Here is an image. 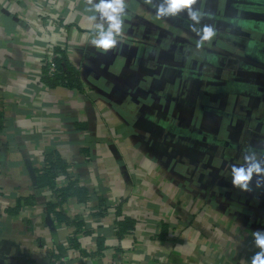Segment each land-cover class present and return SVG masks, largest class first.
Returning <instances> with one entry per match:
<instances>
[{"label": "crops", "instance_id": "crops-1", "mask_svg": "<svg viewBox=\"0 0 264 264\" xmlns=\"http://www.w3.org/2000/svg\"><path fill=\"white\" fill-rule=\"evenodd\" d=\"M197 7L218 33L202 49L184 13L157 19L127 0L128 27L101 54L88 0H0V264H52L72 231L86 255L76 264H104L92 255L101 243L114 255L118 240L130 264H250L264 187H233L230 168L264 152V0ZM47 37L81 89L39 85ZM41 156L64 171L55 189L97 198L61 200Z\"/></svg>", "mask_w": 264, "mask_h": 264}, {"label": "clouds", "instance_id": "clouds-1", "mask_svg": "<svg viewBox=\"0 0 264 264\" xmlns=\"http://www.w3.org/2000/svg\"><path fill=\"white\" fill-rule=\"evenodd\" d=\"M201 0H144V3L154 8V15L157 19L176 17L184 13L190 22L189 30L195 34L196 49H202L210 43L217 35V29L212 24H203L207 17L197 5ZM88 17L93 26L94 36L91 45L100 51L101 54L114 49L120 43L128 24L126 17L127 0H88ZM231 183L233 187L241 191H250V183L256 178V187H264V152H257L248 149L242 156V163H234L230 168ZM253 243L259 250L256 251L250 264H264V230L252 232Z\"/></svg>", "mask_w": 264, "mask_h": 264}, {"label": "trees", "instance_id": "trees-1", "mask_svg": "<svg viewBox=\"0 0 264 264\" xmlns=\"http://www.w3.org/2000/svg\"><path fill=\"white\" fill-rule=\"evenodd\" d=\"M57 65H58V71L54 75V77H48V76L43 77V83L50 87L65 85L72 89H81L79 72L74 65L68 62V59L65 57V55H63V53L61 54V58L57 60ZM59 166L60 163H57L54 157L48 156L46 157V163L43 169L40 170L42 174L40 173L39 177L41 176L45 177L47 184L50 185L51 187H54V189L56 188L55 186L56 180L64 173L63 170L59 169ZM55 190L56 192H59V196L60 198H62L61 200H64L70 196H77L78 199L82 201H92V199L97 198L94 197L93 193L89 194L88 191L86 192V190H83L79 187H75V185H72L67 189L63 188L62 190L61 189H55ZM102 212L105 213L104 211ZM73 222L74 225L77 227L76 229L82 228V226L84 225L82 219L73 220ZM128 222L133 223V221H131L129 218H126L125 221H122L117 224L116 234L119 238H122L126 234L129 227L126 226ZM78 244H79L78 236L75 235L73 239V246L77 248L79 246ZM98 247H99L98 250L100 251L104 249V245L102 243L99 244Z\"/></svg>", "mask_w": 264, "mask_h": 264}, {"label": "built area", "instance_id": "built-area-1", "mask_svg": "<svg viewBox=\"0 0 264 264\" xmlns=\"http://www.w3.org/2000/svg\"><path fill=\"white\" fill-rule=\"evenodd\" d=\"M47 20L49 21L50 25L52 26V31L55 29L57 26V23L55 19H52L51 17H46ZM46 48L44 51V54L42 57L39 58V63H40V81H38L40 86H45L43 82H41V79L45 76L48 77H54V75L58 71V65H57V60L61 58V54L58 52L59 48H63L65 46L59 44L56 40L53 38H46ZM44 69V70H43ZM46 163V157H40L39 161V166L40 168H43ZM74 179V178H72ZM57 198V197H56ZM58 199V198H57ZM90 214L89 210L86 211V213L81 215V219L88 217ZM71 226L69 225V228ZM75 233L72 231L69 233L68 237V247L63 248V249H54V253H56V257L54 258V261L52 264H76L73 261L74 260H81L85 261V256L83 254V251L75 248L73 246V239H74ZM103 251L98 250L94 255H92V258L95 260H104V264H130V258H129V251L124 249L121 244L120 240L118 242L116 241L115 245V253L114 255H103ZM127 253V254H126ZM115 255H118L117 257ZM160 259L158 258V261ZM78 264V263H77Z\"/></svg>", "mask_w": 264, "mask_h": 264}, {"label": "flooded vegetation", "instance_id": "flooded-vegetation-1", "mask_svg": "<svg viewBox=\"0 0 264 264\" xmlns=\"http://www.w3.org/2000/svg\"><path fill=\"white\" fill-rule=\"evenodd\" d=\"M262 82H263V81H262ZM262 85H263V84H262ZM250 86H251V85H250ZM250 86H249V87H250ZM165 138H166V139H168V141L171 139V137H169V136H167V135L165 136ZM204 153H205V152H204V151H202V153H201V154H204Z\"/></svg>", "mask_w": 264, "mask_h": 264}]
</instances>
